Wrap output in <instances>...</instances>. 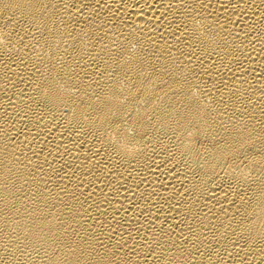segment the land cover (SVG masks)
I'll list each match as a JSON object with an SVG mask.
<instances>
[{"label": "bare ground", "instance_id": "1", "mask_svg": "<svg viewBox=\"0 0 264 264\" xmlns=\"http://www.w3.org/2000/svg\"><path fill=\"white\" fill-rule=\"evenodd\" d=\"M0 264H264V0H0Z\"/></svg>", "mask_w": 264, "mask_h": 264}]
</instances>
